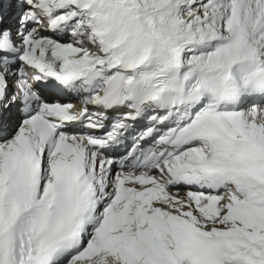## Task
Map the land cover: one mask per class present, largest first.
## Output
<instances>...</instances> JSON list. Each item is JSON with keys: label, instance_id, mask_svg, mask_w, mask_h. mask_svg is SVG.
<instances>
[{"label": "snow or ice", "instance_id": "1", "mask_svg": "<svg viewBox=\"0 0 264 264\" xmlns=\"http://www.w3.org/2000/svg\"><path fill=\"white\" fill-rule=\"evenodd\" d=\"M0 264H264V0H0Z\"/></svg>", "mask_w": 264, "mask_h": 264}]
</instances>
